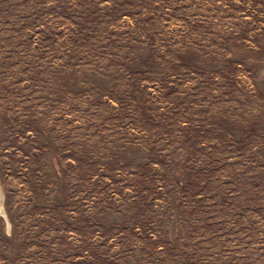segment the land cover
<instances>
[{
  "label": "rangeland",
  "instance_id": "374dc122",
  "mask_svg": "<svg viewBox=\"0 0 264 264\" xmlns=\"http://www.w3.org/2000/svg\"><path fill=\"white\" fill-rule=\"evenodd\" d=\"M0 264H264V0H0Z\"/></svg>",
  "mask_w": 264,
  "mask_h": 264
}]
</instances>
